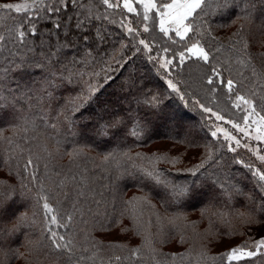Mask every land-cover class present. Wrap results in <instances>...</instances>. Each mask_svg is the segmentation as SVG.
I'll return each mask as SVG.
<instances>
[{"label": "snow or ice", "instance_id": "obj_1", "mask_svg": "<svg viewBox=\"0 0 264 264\" xmlns=\"http://www.w3.org/2000/svg\"><path fill=\"white\" fill-rule=\"evenodd\" d=\"M228 13L234 16L232 23L242 19L249 25L247 29L238 26L229 37L235 63L250 69L248 76L239 73V81L224 76L225 72L231 75V65L228 60H220L218 54L224 46L213 44L217 38L209 31L206 19ZM127 14H134V18L129 19ZM154 29H158L159 39L155 35L141 38ZM260 36H264V0H0V119L7 115V126L14 135L22 134L20 138L28 143L42 142L46 152L47 142L55 145V154L48 153L45 174L59 177L52 198L62 196L71 209L61 214L49 202V194L37 193L34 198L44 215L39 238L33 234L27 244L13 247V242L28 237V229L37 223L36 213L30 217L26 203L33 199V187L44 188L39 164L30 155L22 172H10L8 180L0 181V255L10 253L31 264L19 252L23 246L29 255L47 253L46 264H168L169 260L175 264L185 254L166 256L156 248L155 238L164 234L165 225L175 228L182 217L153 213L156 225L151 219L147 226L140 224L144 211L156 208L153 200L167 207L183 206L199 198L204 202L202 216L209 213L221 217L225 214L220 211L223 208L235 210L249 229L264 226V167H257L251 160L255 157L264 166V53L250 51L253 46L264 47ZM172 45H179V50ZM138 58L156 69L167 89L185 105L189 102L185 97L190 94L186 88L182 90L181 84L188 82L176 80L175 70L182 69L189 60L209 66L210 71L200 77L201 87L210 86L204 89L211 97L209 102L215 103L217 89L222 88L225 105L230 103L240 113L236 118H226L227 107L217 104L214 110L193 98L211 121L207 126L210 142L218 150L215 155L209 151L207 160L188 169L197 177L204 169L203 180L198 178L191 184L170 182L152 158L140 153L133 157L130 149L123 151L129 141H141L151 132L153 116L158 115L162 104L159 94L147 88L145 76L130 71ZM253 60L259 61V70ZM108 89L116 94L115 103L100 102ZM3 132L0 127V144L12 145V138ZM69 140L78 146L61 151V142ZM89 147L100 157L97 169L91 171L84 164L96 160L85 151ZM117 148L127 160L146 159L148 166L133 163L132 171L112 170ZM224 150L233 154L232 164L246 169V173L224 171L223 167L219 172L207 173L209 162L220 166ZM241 150L250 156L246 158ZM57 156L69 157L68 165H59ZM100 166L110 171L109 183L102 186L93 179ZM113 179L132 181L145 195L122 200L113 190ZM241 207L245 210L240 211ZM110 215L111 223L106 224ZM117 217L120 221L128 217L134 225L121 227V234L134 232L143 239L140 246L128 249L127 255L126 245L103 239ZM77 220L83 227L74 232ZM8 223L11 227L5 226ZM153 227L157 228L155 233ZM179 242L185 243V238L181 236ZM225 255L229 264L241 260L264 264V236L252 244L234 247Z\"/></svg>", "mask_w": 264, "mask_h": 264}, {"label": "trees", "instance_id": "obj_2", "mask_svg": "<svg viewBox=\"0 0 264 264\" xmlns=\"http://www.w3.org/2000/svg\"><path fill=\"white\" fill-rule=\"evenodd\" d=\"M19 0H8V2H16ZM139 10V9H138ZM129 19L134 18V14H127ZM117 20L120 18L117 15ZM209 21V31L217 38L213 41L214 45H223L221 52L218 54L221 61L228 60L231 65V75L228 72L224 73L225 77L233 78L237 81L241 79L239 73H244L245 76L250 75V69L246 68L240 64L235 63L234 54L229 51V46L231 41L229 37L233 32L236 31V28L240 25H243L245 29L248 28V22L242 19H235V23H232L234 16L232 13L227 15H209L206 17ZM223 25V27H221ZM142 30V25L140 26ZM255 31V28L253 29ZM155 35L159 39L158 29H154L151 33L143 34V37H150ZM207 40V36L204 38ZM236 37H232V40H235ZM260 40H264V36L259 37ZM163 45L164 41H159ZM176 50H179V45L170 46ZM253 53H264V47L253 46L250 49ZM119 53H117L118 55ZM171 56V52L167 54ZM111 63V60H109ZM215 63V61H213ZM253 63L257 65L259 70V61L253 60ZM98 70V69H97ZM136 71L137 75H144L147 83V88L154 93H158L161 97L162 104L161 109L157 114H154L151 124V132L141 141L132 142L129 141L123 147L124 152H128L133 157L136 156V153H140L144 157L152 158V163L155 164L157 169H163L165 171L166 178L173 183L191 184L193 181L204 179L205 170L201 169V174L197 176H192L188 169L194 168L197 164H200L202 161L207 160L209 151H212L215 155L217 149L210 142V133L208 132V125L211 121L207 120V114H204L200 111L199 106L193 102V98L200 99L201 102L206 103L208 106L216 109V105L219 104L220 108L227 107L228 111L225 112L226 118H236L238 111L231 108V104L224 103V91L222 88L217 89L215 103H210L211 97L206 95L204 89L210 86L206 84L201 87L200 77L204 74L205 71H210L209 66L202 65L200 62H195L194 60H189L186 62L183 68H177L174 72L176 80L186 81L187 85L184 83L181 84L182 90L185 88L190 96H186L185 99L188 100V104L185 105L184 101L175 94L171 93L167 89V86L164 82L163 76L157 72L156 69H153L150 64H148L144 59H137L135 65L130 71ZM125 76L128 73L124 74ZM264 79V78H262ZM195 82V83H193ZM261 81H258V83ZM247 83V81H245ZM190 85V86H189ZM245 90L241 91V94H244ZM116 94L113 92V89H108L106 93L100 97V102L111 101L114 102ZM236 115L233 116L232 114ZM7 115L0 119V127L4 128L3 135L11 137L13 140L12 145L6 143L0 144V181L8 180L9 173L16 174L17 172H22V165L26 162L28 157L31 155L33 160L39 164V172L41 178L44 180V188L41 189L39 186L33 187L32 193L30 196L33 197L28 203V214L31 217L32 213H36V225L33 228L28 229L29 236L23 238V240H16L13 242V247L17 244H27L29 238L38 239L39 234L42 231L44 215L43 209L40 205L36 204L35 196L37 193L44 194L47 193L50 196L49 202L53 205L54 208H57L58 211L63 214L66 211H71L69 203L64 202L62 196H56L52 198L55 194L54 182L59 179L54 173L49 172L45 174L44 165L48 163L49 156L48 153L51 152L55 154V145L52 142H47V152L43 150V143H38L33 141L28 143L26 140L21 139L22 134H15L13 129L7 126ZM182 119H193L190 125L181 124L176 129L173 130L168 124V121ZM31 135V133H28ZM83 144V140L81 141ZM16 145H19L17 147ZM78 145L69 141H62L60 145L61 151L65 149L71 150L72 147H77ZM103 149L105 146H100ZM29 149L31 151H29ZM85 151L96 157L94 161H85L84 164L88 169L96 170L99 165L100 157L97 156V150L92 149L91 147L85 148ZM117 160L113 162L111 169L118 170L119 173H122L127 169L132 171V164L145 165L148 166V160L144 159H134L132 161L127 160L122 154L121 149L117 148ZM243 153V152H242ZM245 157L248 158L250 154L244 153ZM232 153H227L224 150V159L221 161L220 166L213 165L209 162L206 165L207 173L219 172L220 167L224 168V171H237L239 174L243 175L246 173V169H242L241 166L232 164ZM39 157V159H37ZM157 157H167L168 159H157ZM175 159V162H170ZM59 165L66 166L69 163V157L64 156L60 159L56 157ZM252 162L256 164L257 167H262L259 162L255 160L254 157H251ZM51 167V165H50ZM67 170L66 168L64 169ZM110 171L105 169L103 166L99 167V170L95 172L93 179L97 182L98 186L109 183L108 176ZM50 177V178H49ZM19 179V176L16 177ZM114 192L122 200H129L133 196H142L145 195V192H141L139 188L133 186L132 181H117L113 179L111 181ZM31 187V185H30ZM111 199V197H109ZM61 201L60 204H57V201ZM119 204V200L116 201ZM153 203L156 204L154 210H145L143 215L140 217V224L147 226V222L151 219L152 224L156 225V217L153 213H158L163 217H169L174 214H180L181 219L176 222L177 226L175 228H170L165 225L164 234L156 237L155 246L159 252L170 256L171 254H185L184 259L179 257L176 259L175 264H229L226 258V253L232 248L245 244H252L254 239H259L261 236H264V226L261 227H252L249 229L247 226L243 225L239 218L235 214V210L220 209L221 212L225 213L221 217L212 216L209 213H205L204 216L201 215L203 201L199 198L193 199L183 206L169 205L165 207L158 200H153ZM239 203H243L240 201ZM242 207L240 211H244ZM112 216H109L106 224H110ZM11 223H14L12 221ZM11 223L6 224V227H11ZM119 224H124L128 228H134L133 222L125 217L122 221L117 217V223L112 224L111 227H114ZM83 225L77 220L73 223V231L79 232V229ZM110 227V229H111ZM60 231H64L61 229ZM153 233L157 231L156 227L151 229ZM120 232V230H119ZM131 240L126 243L121 239H106L105 242L113 241L120 244L126 245L127 248L124 251V254H128V249L135 248L140 246L143 243L142 236H137L134 232ZM120 236V235H118ZM183 236L185 238V243L181 244L180 238ZM121 237V236H120ZM46 243V241H45ZM147 250L145 249V252ZM19 252L25 254L27 260L31 264H37V261L46 264L47 253L40 254L33 252V254H28V249L21 246L19 247ZM203 254V256L201 255ZM215 257L216 259H212ZM0 264H26V260L23 258H17L11 255H0ZM168 264H172L169 260ZM231 264H252L249 260L241 261H232Z\"/></svg>", "mask_w": 264, "mask_h": 264}, {"label": "rangeland", "instance_id": "obj_3", "mask_svg": "<svg viewBox=\"0 0 264 264\" xmlns=\"http://www.w3.org/2000/svg\"><path fill=\"white\" fill-rule=\"evenodd\" d=\"M16 2H19V1H16ZM15 3V2H14ZM139 9V8H138ZM139 11H142V9H139ZM114 102H116V98L114 99ZM240 115V113L238 112V115L237 116H239ZM191 121H193V119H186L185 121H183L182 119H178V120H172V121H168L167 122V124L173 129V130H175L176 129V126L178 127L179 125H181V124H186L187 123V125H190L191 124ZM226 127H228L230 130H231V127H230V125H225ZM235 134V133H234ZM221 139H222V137H221ZM254 145H256V146H262L261 145V143L260 142H255V141H253L252 142ZM241 152H243V153H246L244 150H241ZM262 154H264V153H262ZM255 158V157H254ZM258 162V161H257ZM262 167H264V166H262ZM1 176V175H0ZM121 227H126L124 224H119V225H116V226H114V227H111V229H110V234H107V235H105L104 237H103V239L104 240H106V239H121V240H124L126 243H128L130 240H131V237L133 236V234L132 233H124V234H121L120 232H119V230H120V228ZM118 235H120V236H118Z\"/></svg>", "mask_w": 264, "mask_h": 264}]
</instances>
